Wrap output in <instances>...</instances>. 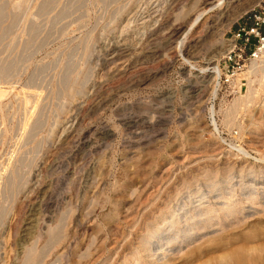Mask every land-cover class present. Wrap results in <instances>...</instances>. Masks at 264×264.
Segmentation results:
<instances>
[{
  "label": "rangeland",
  "instance_id": "obj_1",
  "mask_svg": "<svg viewBox=\"0 0 264 264\" xmlns=\"http://www.w3.org/2000/svg\"><path fill=\"white\" fill-rule=\"evenodd\" d=\"M255 1L0 0V264L264 254V72L225 82Z\"/></svg>",
  "mask_w": 264,
  "mask_h": 264
},
{
  "label": "built area",
  "instance_id": "obj_2",
  "mask_svg": "<svg viewBox=\"0 0 264 264\" xmlns=\"http://www.w3.org/2000/svg\"><path fill=\"white\" fill-rule=\"evenodd\" d=\"M228 58L237 67L228 70L225 82H231L241 68V63L250 59L258 61L264 52V0L246 11L237 26L231 31Z\"/></svg>",
  "mask_w": 264,
  "mask_h": 264
},
{
  "label": "bare ground",
  "instance_id": "obj_3",
  "mask_svg": "<svg viewBox=\"0 0 264 264\" xmlns=\"http://www.w3.org/2000/svg\"><path fill=\"white\" fill-rule=\"evenodd\" d=\"M259 2V0L255 1L249 8L253 7L254 5H256ZM220 5V4H219ZM215 6V5H214ZM262 58H260V60L258 61H253L252 64V70L256 71H263L264 72V64H261L264 62V52L262 53ZM217 75L220 74V70L216 69ZM212 112H214V110L212 109ZM212 114V113H211ZM213 115V114H212ZM212 128L215 131H218V124L217 122L213 119L212 122ZM245 150V149H244ZM244 154H248L246 152H244ZM231 196V195H230ZM229 197V196H228ZM222 198V196H221ZM232 198V197H231ZM246 199V198H245ZM231 200V199H230ZM264 202V201H263ZM209 203V202H208ZM218 203L221 204V206H219L218 209H220L219 213H215L214 216L219 217L218 221H216L211 215H208L209 218L206 219L205 223L209 224L210 227L213 224H217V222H221L222 220H224L222 223V225L219 227L220 233H224L226 228H227V222L234 218L233 215L236 211L235 206L232 205V203L230 201H219ZM209 214V213H208ZM187 218V217H186ZM221 220V221H220ZM237 221V220H236ZM240 221V220H239ZM233 221H231L230 223H232ZM208 225V226H209ZM261 225V224H260ZM215 226V225H214ZM213 226V227H214ZM158 225L154 228V230H152L151 233H149V242L148 243H154L155 242V236H156V231H157ZM204 228H206V226H204ZM208 228V227H207ZM216 231V230H215ZM213 231V233L215 232ZM227 231V230H226ZM230 232V231H229ZM236 233V232H235ZM204 236L206 234H203ZM260 235V234H259ZM52 239V238H51ZM48 241V240H47ZM144 250L147 251V256L150 257V259H152V264H167V251L164 249L162 251V253H158L156 250H153V248L151 247L150 244H144ZM261 251L264 252V246L261 247ZM139 252V251H138ZM198 255V254H197ZM192 256V255H191ZM37 257V256H36ZM41 258V257H40ZM43 258V257H42ZM135 258V257H134ZM232 260L235 261L236 264H245L246 262L250 263V264H264V254L262 256H256L253 254H247L246 253V248L244 246H236L234 247L231 252L229 253V256L226 257V260L221 262V263H217L214 262L213 264H232ZM135 261V260H134ZM31 262V261H30ZM29 263V262H28ZM38 264V263H37ZM136 264H148L146 262H143L142 260H137Z\"/></svg>",
  "mask_w": 264,
  "mask_h": 264
}]
</instances>
